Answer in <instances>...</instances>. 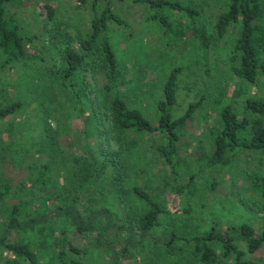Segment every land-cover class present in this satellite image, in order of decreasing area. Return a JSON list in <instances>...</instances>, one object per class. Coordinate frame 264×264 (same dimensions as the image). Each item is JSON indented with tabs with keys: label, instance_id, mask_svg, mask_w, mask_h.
Here are the masks:
<instances>
[{
	"label": "rangeland",
	"instance_id": "1",
	"mask_svg": "<svg viewBox=\"0 0 264 264\" xmlns=\"http://www.w3.org/2000/svg\"><path fill=\"white\" fill-rule=\"evenodd\" d=\"M85 1L83 4L80 0H15L10 6L21 35L33 38V47L28 48L41 60H25L13 63L12 68L10 65L4 70L0 68V89L5 91L0 103L17 100L23 103L16 116L0 121L3 131L11 125L17 127L12 139L4 135L5 142L15 140L14 144L9 148H0V189L12 180L14 192L11 198L0 202V224H5L11 206L18 199L29 201L32 210L38 208L39 189L21 190L24 183H27V187L31 186L27 167L32 162L28 152H21L33 148L35 152V146H44L43 159L53 167L50 174L53 185L47 187L48 192L61 196V200L55 199L51 203L71 205L77 199L75 205L82 213L89 208L109 209L116 216L118 224L133 232L135 245L131 246L125 257L119 258L115 257L114 251L126 244V233L113 228L107 231V236L101 237L95 232L82 234L65 221L51 222L49 226L56 230V238L65 229L67 242L81 250L79 254L69 253L70 258L84 264H198L193 246L186 241L172 242L175 252L173 255L168 252L165 244L172 234L190 240L213 229L222 231L243 224H249L261 233L264 229L263 203L260 193L253 189L246 175L260 172L264 168V158L255 152L238 150L230 166L212 168L208 167L207 157L212 149L209 130L216 125L220 111L230 104L240 114L243 113L246 99L264 97V78L257 87H252L242 83L229 70L228 54L237 37L236 30L230 29L227 38L213 42L206 53L199 40H180L173 33H167L159 21H149L148 17L153 12L132 1L99 0L97 7L100 13L109 3L125 23L119 25L114 20L108 23L107 36L116 54L121 75L114 93L121 92L129 106L140 109L155 121L158 116L157 104L164 95L169 73L173 68H182L174 116H182L190 103L204 97L201 107L180 133L179 184L191 183L178 194L173 174L156 157L153 144L159 143V139L149 137L143 142V149H137L127 157L132 167L131 180L122 185L113 183L111 179L100 181L82 194L69 186L72 173L66 167L71 164L67 158L76 153L85 154L86 145L97 148L100 142H103V146L108 143V123L102 122L98 138L91 135V126L86 127L76 116L52 75V69L56 66L63 68L62 55L67 45L79 50L80 39L87 38L91 32L94 0ZM179 1L196 8L205 3V0ZM208 2L210 5L204 7L199 19L211 31L223 2ZM261 5L264 9V0H261ZM48 8L53 10L51 17ZM171 21L177 28L180 22L188 23V18L173 12ZM4 58L0 49V64ZM102 58L101 53L96 52L91 62L97 64ZM87 79L93 89H101L109 81L105 68H98L96 72L88 70ZM21 132H24V138ZM114 144V140L110 142V145ZM17 150L19 153H16ZM14 157H20V161ZM58 164L56 168L60 171L57 173L55 165ZM192 176L194 179L191 181ZM134 185L143 187L157 197L161 207L166 209L160 215L159 224L145 238L141 237L135 221L144 215L147 206L145 201L131 192ZM54 239L48 233L37 235L24 232H15L10 238L11 241L30 244L38 255L37 264H57L55 258L60 248ZM238 244L242 250H247L244 243ZM109 246L113 248L108 251ZM8 256L5 252L4 257ZM248 259L264 264V248L248 256Z\"/></svg>",
	"mask_w": 264,
	"mask_h": 264
},
{
	"label": "trees",
	"instance_id": "2",
	"mask_svg": "<svg viewBox=\"0 0 264 264\" xmlns=\"http://www.w3.org/2000/svg\"><path fill=\"white\" fill-rule=\"evenodd\" d=\"M14 1L0 0V49L5 56L0 64L1 70H4L8 65L12 68V64L16 62L41 60V57L32 53L31 48H28V46L33 47V38L21 35L19 26L11 14L10 6ZM80 1L83 4L86 3L85 0ZM118 1H132L134 4L142 5L153 12L148 17L149 21H159L167 33H173L180 40L184 38L199 40L206 53L213 42L227 38L230 29L236 30L237 37L228 54L229 70L242 83L252 87H257L262 82L264 78V9L261 0H222L217 22L211 31L199 19L204 7L210 5L208 2L210 0H205L204 5L199 8L188 6L179 0ZM99 4V0L93 1L95 14L91 22V32L87 38L80 39L79 50L70 44L67 45L62 55L63 68L56 66L52 69V75L55 77L60 91L65 97L67 96L69 106L86 127L91 126V135L98 138L102 122L108 123V128H106L108 143L105 146H103V142H100L97 148L86 145L85 154L76 153L71 158H67L71 164H67L66 167L72 173L69 186L82 194L100 181L111 179L115 184L126 183L133 176L132 167L128 164L127 157L132 155L135 150L143 149V142L146 141V138L152 137V139H159V143L154 142L156 145L153 144L156 157L173 174L175 189L180 195L191 183L179 184L180 133L201 107L204 97L197 102L190 103L182 116H174L178 81L182 73L180 67L173 68L167 77L163 89L164 95L157 104L158 116L155 121L145 116L140 109L129 106L121 92L114 93L121 80V75L116 54L108 40V23L111 20L119 25H125V23L113 11L109 3L105 4L102 11L98 13ZM47 10L49 16H53V10L51 8ZM173 12L186 16L188 23L180 22L178 27L174 28V23L171 21ZM96 52L101 53L103 57L97 64L91 62V58ZM98 68L106 69L109 81L103 88L93 89L88 82L87 71L92 69L96 72ZM93 93L96 95L93 96ZM4 94L5 91L0 89V98ZM91 95L93 99H91ZM22 107L23 103L20 100L7 104L0 103V121L16 116ZM242 112L240 114L234 106L229 104L218 114L216 125L209 130L212 149L207 157L208 167L230 166L236 153L239 152L238 150L255 152L264 158V97L246 99ZM44 122L49 129L46 119ZM16 130L15 125H11L5 131L0 129V148H9L14 144L15 140L9 143L5 142L4 135L6 134L8 138L12 139ZM23 133H20L22 138H24ZM82 135L84 136V132ZM113 140L115 144L112 146L110 142ZM51 142L54 146L53 139ZM35 149V152L34 148L20 151L23 154L28 152L32 161L27 167L31 176L28 179L31 186L27 187V183H24L21 190L38 188L40 191L39 206L36 210H32L29 201L27 202L23 198L18 199L11 206L7 221L4 225L0 224V262L3 264L38 263V255L30 244L10 240L13 233L24 232L37 235L48 233L54 237V243L60 248L55 258L57 264H84L70 258L69 253L79 254L81 250L67 242L65 229H62L60 237L56 238V230L49 226L51 222L55 221H65L82 234L95 232L104 237L107 236V231L113 230V228L126 233L124 241L126 244L120 250L115 249L114 251L115 257H125L130 252L131 246L135 245L133 232L126 226L118 224L116 216L109 209L89 208L86 213H82L75 205L77 199H74L71 205L51 203L55 199L61 200L60 195L48 192L47 189L49 185H53L50 175L53 172V167L50 162L43 159L46 147L35 146ZM16 153L19 151L17 150ZM14 159L20 161V157H14ZM57 166L59 164L55 165V168ZM261 169L260 172L257 171L246 176L251 180L253 189L260 193L264 207V168ZM59 171L56 168V172ZM193 179L192 176L191 181ZM165 184H168V181H165ZM2 188L0 189V202L11 198L12 180L7 181ZM131 192L146 202L147 211L135 221L137 228L141 231V237L145 238L153 227L159 224L160 215L164 214L166 209L161 207L157 197L143 187L134 185ZM15 194L17 195V193ZM176 240L186 241L193 246L194 257L198 264H230L231 261L233 264H258L256 261L248 259V256L254 255L264 248V229L258 233L251 225L243 224L239 227L230 226L222 231L213 229L208 234L192 237L190 240L181 239L176 234H172L165 244L171 255L175 252L172 242ZM239 242L246 245V251L239 247ZM136 244L138 243L136 242ZM112 248L113 246H109L108 251ZM5 252L9 254L8 257H4Z\"/></svg>",
	"mask_w": 264,
	"mask_h": 264
}]
</instances>
